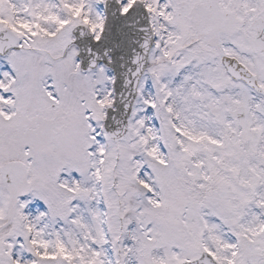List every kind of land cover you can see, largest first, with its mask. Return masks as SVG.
I'll return each mask as SVG.
<instances>
[{"label":"snow or ice","instance_id":"1","mask_svg":"<svg viewBox=\"0 0 264 264\" xmlns=\"http://www.w3.org/2000/svg\"><path fill=\"white\" fill-rule=\"evenodd\" d=\"M0 264H264V0H0Z\"/></svg>","mask_w":264,"mask_h":264}]
</instances>
